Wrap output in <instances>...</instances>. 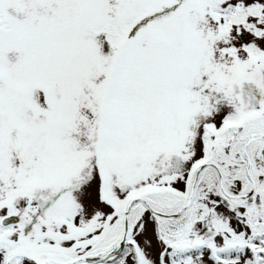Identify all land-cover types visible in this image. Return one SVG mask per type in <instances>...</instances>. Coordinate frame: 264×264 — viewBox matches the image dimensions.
Listing matches in <instances>:
<instances>
[{"label": "rangeland", "instance_id": "374dc122", "mask_svg": "<svg viewBox=\"0 0 264 264\" xmlns=\"http://www.w3.org/2000/svg\"><path fill=\"white\" fill-rule=\"evenodd\" d=\"M231 6L230 21L218 11ZM0 18V214L19 213L0 264L20 249L117 253L127 196L171 215L207 161L188 210L131 200L129 245L93 264L264 259L263 141L246 149L252 197H225L219 180L252 190L243 147L264 133V0H0Z\"/></svg>", "mask_w": 264, "mask_h": 264}, {"label": "flooded vegetation", "instance_id": "af4514ba", "mask_svg": "<svg viewBox=\"0 0 264 264\" xmlns=\"http://www.w3.org/2000/svg\"><path fill=\"white\" fill-rule=\"evenodd\" d=\"M258 134H259V137L256 138V140L257 139L262 140L260 137L262 135H264V133H261V134L258 133ZM262 149L264 151V141H263ZM215 169H216V167H215ZM28 177L32 178L33 181H36V180H40L41 179L40 176H37L39 179H35L34 175H32V176L30 175ZM253 181L256 184V190L250 196H247L248 193L247 194H244V195H231V194H228L225 189H224L225 192L222 190L223 188L221 189V186H220V191H221L222 195H224L225 197H227L229 199H236V198H239V197L244 196V197H247V198H245V199L242 198V199L243 200H247L250 197H252L256 193V191H257V181H255L254 179H253ZM39 182L41 184H45L44 183V180L43 181L41 180ZM248 183H250V181ZM34 191L35 190L30 191L27 188L26 189H18V195L17 196H19L20 198L23 197V201H24L25 198H27V199H25V202H24L25 204L24 203L22 204L24 208H27V206L29 204H31V199L33 198V195L31 193H34ZM8 198H11L12 200H15L16 196L13 197L12 195H9ZM29 199H30V202L28 201ZM16 202L13 201V205L14 206L12 207V209L13 208H17L16 205H15ZM12 216H13L12 221L13 220H17L18 221V219H19L18 218L19 213L10 212V213H5V214H0V239L1 238H7V237H9V232L12 233L15 230V228L17 227V224L14 223V222H11L9 220H7L8 222H5V220H6L5 218H7V217L12 218ZM102 237L103 236H99L98 235L94 240H90V243H95V242L98 241L99 238H102ZM202 246L203 247H210V246H214V244L212 243L211 240H206L205 243L202 244ZM114 249H115V247L112 250L108 251L107 252L108 255H106L104 257L97 256V257H93V258H76V259H68L67 261H59L57 259H54V258H52V255H51L50 252H47V251H44V250L36 251V250H30V249H20L17 252L14 251V253L9 254L8 257H7V259H13L12 257L14 256L15 257L14 259H26V260H28V261L30 260V262H34L36 264H48V263H50V262H48V260L49 261L54 260V261L63 262V263H68V262L75 261V262H73L71 264H79V263H84L86 261H94V260H97L98 261V260H101V259H105L109 255H114L115 254V252L113 251ZM14 254H16V256ZM30 257H32V258H30ZM115 257L116 256L114 255V256H112L111 259H115ZM77 260H82V261H77ZM14 262H15V260L12 262V264H14Z\"/></svg>", "mask_w": 264, "mask_h": 264}, {"label": "water", "instance_id": "95a60500", "mask_svg": "<svg viewBox=\"0 0 264 264\" xmlns=\"http://www.w3.org/2000/svg\"><path fill=\"white\" fill-rule=\"evenodd\" d=\"M255 137H257V135H252V136H251V140H252L253 138H255ZM263 137H264V136H263ZM251 140H250V141H251ZM249 143H250V142H249ZM249 143H247L246 146H245V148H244L243 156H244L245 160L247 161V165H248V167H247V174H248L249 179H250L251 182H252L253 190H252V193L248 194L247 196H250L251 194H253V192L255 191V188H256L255 182L253 181V179H252V177H251V173H250V165H251V163H250L248 157L246 156V149H247ZM263 152H264V151H263ZM202 166H204V165H202ZM202 166H200V167H202ZM219 177H220V185H221V188H223V186H222V182H221L222 175L220 174ZM196 181H197V179H196ZM132 197L135 198V199H132L133 201H141V202L143 203V205L146 207V209H147L149 212H151L152 214H154V215H159V216H163L162 214H160V213L154 211L150 206H148V204L144 201L143 198H141V197H139V196H134V195H132ZM239 198H241V199H242V198L245 199V198H247V197L242 196V197H239ZM191 199H192V197H190L189 202H190ZM128 200H129V199H127V201H126V203H125V206H124V229H125L124 240H123V243H122V247H121V249H120L117 253L121 252V251L124 249L125 244H126V241H127V232H128V208H127V204H128ZM182 212H183V211H182ZM182 212L177 213V214H175V215H173V216H179ZM164 216H165V215H164ZM5 219H6L5 222H8L7 220H9V221L12 222V218L7 217V218H5ZM10 260H11V259H8L7 262H6V264H10ZM102 260H104V259H102ZM102 260H98V261H95V262H99V261H102ZM77 261H82V260H77ZM63 264H67V263H63Z\"/></svg>", "mask_w": 264, "mask_h": 264}, {"label": "trees", "instance_id": "16d2710c", "mask_svg": "<svg viewBox=\"0 0 264 264\" xmlns=\"http://www.w3.org/2000/svg\"><path fill=\"white\" fill-rule=\"evenodd\" d=\"M218 13L219 14H225L230 21H231L232 18H234L236 16H237V18H239L240 16H242L241 13L239 11H237V9L234 8V7H232V6L230 8H228L227 11H225V12L218 11ZM0 22L2 23V18H0ZM260 237H262L264 239V234L262 236H260ZM255 239H253V241H255ZM257 241H262L264 243V240H257ZM115 259H120V257L117 255L115 257ZM259 264H264V259L260 260Z\"/></svg>", "mask_w": 264, "mask_h": 264}]
</instances>
